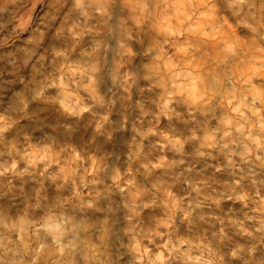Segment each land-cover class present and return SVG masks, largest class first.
Returning a JSON list of instances; mask_svg holds the SVG:
<instances>
[{
	"label": "clouds",
	"instance_id": "clouds-1",
	"mask_svg": "<svg viewBox=\"0 0 264 264\" xmlns=\"http://www.w3.org/2000/svg\"><path fill=\"white\" fill-rule=\"evenodd\" d=\"M0 264H264V0H0Z\"/></svg>",
	"mask_w": 264,
	"mask_h": 264
}]
</instances>
